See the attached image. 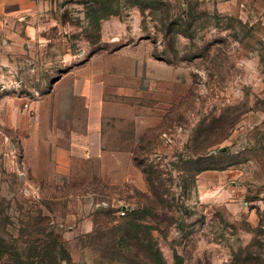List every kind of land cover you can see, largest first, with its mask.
Instances as JSON below:
<instances>
[{"label":"rangeland","instance_id":"rangeland-1","mask_svg":"<svg viewBox=\"0 0 264 264\" xmlns=\"http://www.w3.org/2000/svg\"><path fill=\"white\" fill-rule=\"evenodd\" d=\"M31 1L0 21V264H264V0ZM102 60L136 114L99 156Z\"/></svg>","mask_w":264,"mask_h":264},{"label":"crops","instance_id":"crops-1","mask_svg":"<svg viewBox=\"0 0 264 264\" xmlns=\"http://www.w3.org/2000/svg\"><path fill=\"white\" fill-rule=\"evenodd\" d=\"M31 0H0V21L4 14L15 12L22 14L32 5ZM99 71L94 81L86 87L84 94L86 100L84 143L89 155H101L105 150L108 135V124L112 121H126L133 119L135 109L126 99V77L130 72L113 62L99 61ZM135 76H141L136 72ZM121 82V83H120ZM62 83V82H60ZM84 82L77 80L72 84L71 94L81 95L80 89ZM62 98L65 94L62 92Z\"/></svg>","mask_w":264,"mask_h":264},{"label":"built area","instance_id":"built-area-1","mask_svg":"<svg viewBox=\"0 0 264 264\" xmlns=\"http://www.w3.org/2000/svg\"><path fill=\"white\" fill-rule=\"evenodd\" d=\"M132 211V209H130V208H128V207H123L122 209H121V211L119 212V216L120 217H125V216H127L128 214H130V212Z\"/></svg>","mask_w":264,"mask_h":264},{"label":"trees","instance_id":"trees-1","mask_svg":"<svg viewBox=\"0 0 264 264\" xmlns=\"http://www.w3.org/2000/svg\"><path fill=\"white\" fill-rule=\"evenodd\" d=\"M130 214H128L127 216H129ZM127 216H125V217H127Z\"/></svg>","mask_w":264,"mask_h":264}]
</instances>
